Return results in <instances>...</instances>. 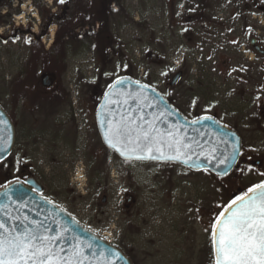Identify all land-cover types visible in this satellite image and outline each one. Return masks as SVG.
Masks as SVG:
<instances>
[{
  "label": "rangeland",
  "instance_id": "1",
  "mask_svg": "<svg viewBox=\"0 0 264 264\" xmlns=\"http://www.w3.org/2000/svg\"><path fill=\"white\" fill-rule=\"evenodd\" d=\"M123 1L124 8L109 17V47L104 25L89 27L83 36L75 29L60 30L66 50L57 74L44 70L43 57L32 69L35 56L26 38L11 45L0 40V106L16 130L13 151L0 163V185L16 175L13 181L37 178L45 186L43 196L119 247L133 264H214L211 224L231 199L264 181L261 172L242 166L220 178L181 164L127 162L103 144L96 112L113 83L131 77L157 89L190 120L213 116L234 128L245 152L261 158L264 55L251 40L264 50V3ZM1 4H11L0 12L17 13L15 25L30 24L34 34L42 24L40 8L56 9L55 0ZM57 29L51 25L42 37L46 50ZM11 30L1 26L0 34L7 37ZM20 71L33 85L27 97L16 99ZM179 71L182 78L170 86ZM45 73L50 84L43 90L39 81ZM33 92L47 100V107L33 102ZM98 166L104 173L100 184ZM80 167L86 178L82 187L73 181Z\"/></svg>",
  "mask_w": 264,
  "mask_h": 264
},
{
  "label": "snow or ice",
  "instance_id": "2",
  "mask_svg": "<svg viewBox=\"0 0 264 264\" xmlns=\"http://www.w3.org/2000/svg\"><path fill=\"white\" fill-rule=\"evenodd\" d=\"M67 2L68 0H57L60 5H66ZM260 2L264 3V0ZM252 31L253 29L249 27L248 32ZM16 40H19V36L15 37L13 42ZM26 43H32L31 38ZM233 43L238 42L233 41ZM135 83L139 85V91L135 94L121 89L120 86L125 84L123 78L117 79L106 94V103L102 108L107 110L108 104H112L117 109L115 112L109 110L111 119L106 124L102 121L105 128L104 139L108 147L127 162L177 161L198 167L197 162L191 159L192 145L185 142V136L179 131H161L157 127L155 118H145L143 109L151 105L144 103L146 97L143 96V92L149 86L141 85L139 81ZM113 97L117 98L113 99ZM129 99L136 101L137 107L129 108L125 112L121 109V105H127ZM162 102V98L157 99V104ZM133 112L136 114L133 115ZM3 115L0 112V116ZM212 119L211 116H203L191 123L196 125ZM0 124L7 126L8 122L0 121ZM10 139L9 137L8 141H5L0 135V142H10ZM4 151L7 149L0 144V152ZM237 152L238 146L234 144L232 160H235ZM228 160L227 156L218 160V164L226 165L225 171L219 175H227V168L231 167ZM32 223L37 222L32 221ZM0 230H2L0 231V264H84L87 259L85 249L80 245L73 246L67 256L60 254L63 249L56 251L53 241L60 239L59 233L55 237L37 235L27 226L23 232H17L14 228L7 227L3 221H0ZM211 243L214 264H264V181L252 185L242 195H237L223 206L211 224ZM87 247L92 248V244L89 243ZM120 259H122L120 254L115 252L108 264H116Z\"/></svg>",
  "mask_w": 264,
  "mask_h": 264
},
{
  "label": "water",
  "instance_id": "3",
  "mask_svg": "<svg viewBox=\"0 0 264 264\" xmlns=\"http://www.w3.org/2000/svg\"><path fill=\"white\" fill-rule=\"evenodd\" d=\"M251 44L256 52L264 55L263 48L257 43L255 38L251 40ZM182 76V71L177 72L172 78L170 86L177 84ZM48 78V76H45L44 84H50L47 81ZM122 78L125 80V84L120 87L124 92L135 94L139 91V85L135 83L136 80L131 77ZM140 84L146 85L141 82ZM110 88L98 106L96 123L103 144L109 150L115 152L105 142V128L102 125V121L106 124L111 119L109 110L112 112L117 110L115 105L112 104H108L107 110L102 108V105L106 103L105 97L109 93ZM143 96L146 97L144 103L151 105L143 109L145 118H155L157 127L161 131H179L181 135L185 136V142L192 145L191 159L197 162L198 167H192L190 164H182L177 161L146 160L144 162L181 164L196 172L206 169L220 178L228 176L234 170L242 152V137L236 130L223 124L213 116H211L213 117L212 120L202 121L200 124L193 125L191 123L193 120L188 119L161 92L151 86L144 90ZM116 98L113 97V99ZM158 98H162L163 102L157 104ZM136 107L137 102L132 99L128 100L127 105H121V109L125 112L129 108L135 109ZM0 112L4 114L0 116V121L8 122L7 126L0 124V135L5 138V141H8L9 137L11 138L10 142H0L7 149V151L0 152V163H2L13 151L16 141V130L11 117L1 106ZM132 114L135 115L136 113L133 112ZM234 144L238 146V152L235 155V160H232ZM115 153L124 160L117 152ZM213 156L216 158L214 159ZM225 156L229 157L228 163L231 164V167L227 168V175L221 176L219 173L225 171L226 165L218 164V160ZM44 189L45 186L35 177H29L23 181H13L2 187L0 189V221H3L7 227L14 228L17 232H23L25 226H27L37 235L55 237L59 233L60 239L53 241L56 246L55 250L63 249L60 254L67 256L73 246L80 245L85 249V255L87 256L84 264H108L115 252H118L122 257V259L116 261V264H133L132 260L119 247L106 242L103 238L86 228L70 212L43 196ZM6 192L8 194L4 195ZM103 201L105 202L106 198ZM32 221L37 223L33 224ZM89 243L92 244V248L87 247Z\"/></svg>",
  "mask_w": 264,
  "mask_h": 264
},
{
  "label": "trees",
  "instance_id": "4",
  "mask_svg": "<svg viewBox=\"0 0 264 264\" xmlns=\"http://www.w3.org/2000/svg\"><path fill=\"white\" fill-rule=\"evenodd\" d=\"M1 8L4 7H11V4H1ZM55 10L53 11L51 8H40V14L42 16V24L40 25V32L38 34H34L31 31L30 24L26 26H16L13 22V15H18L17 13H9L6 11L5 13L0 12V27L1 26H10L12 30L10 34L6 37L3 34H0L1 41H7L6 44H14L17 43L20 39L27 41L31 38L32 43H30V48L33 51V57L35 59L31 63L33 68L35 69L37 66L40 65L39 58L43 57L47 60V63H44L43 66H47L48 68L44 69L45 71H50L52 73L57 74L58 72L62 71L63 65L62 62L65 59V46L59 39V34L61 29H68L69 33H71L72 29L78 31L83 36L88 28H96L99 25H104L106 29L105 39L106 45L109 47V43L111 44L112 38L110 36V28H109V17L113 15L115 12L124 8V1L123 0H68L66 5H60L55 0ZM9 9V8H8ZM51 25H57V34L54 39V42L50 49H45L44 44L42 43V37L48 34V29ZM84 33V34H83ZM20 36L19 40L13 42L14 38ZM100 41V39H99ZM46 76V73L43 74ZM44 76V77H45ZM38 80V78L36 79ZM35 80V81H36ZM16 88H14V95L16 99L27 97V90L28 87L33 85L31 79L27 82L24 81V73L23 71L19 72L18 75L15 76ZM40 88L46 90V86L44 83V79L39 81ZM40 93L33 92V97L37 102L38 106L42 109L46 106V102L40 100ZM19 176L16 175L13 179H10L0 185V189L5 185L9 184L14 179H17ZM104 177L103 168L102 166H98L97 170V180L100 184Z\"/></svg>",
  "mask_w": 264,
  "mask_h": 264
},
{
  "label": "flooded vegetation",
  "instance_id": "5",
  "mask_svg": "<svg viewBox=\"0 0 264 264\" xmlns=\"http://www.w3.org/2000/svg\"><path fill=\"white\" fill-rule=\"evenodd\" d=\"M242 166L257 169L261 173H264V156H262L261 158L253 159V157L248 155V153L245 152L244 147H243V139H242V152H241L240 159H239L236 167L234 168V170L230 174H232L235 170H237L239 167H242ZM262 176H264V175H262ZM245 191H247V189L244 190V192ZM244 192L242 191V194Z\"/></svg>",
  "mask_w": 264,
  "mask_h": 264
},
{
  "label": "clouds",
  "instance_id": "6",
  "mask_svg": "<svg viewBox=\"0 0 264 264\" xmlns=\"http://www.w3.org/2000/svg\"><path fill=\"white\" fill-rule=\"evenodd\" d=\"M25 6H27V5H25ZM85 175H84V169H83V167H80L78 170H77V173H76V175L73 177V181L75 182V181H80V183H81V187L83 186V183H84V181H85Z\"/></svg>",
  "mask_w": 264,
  "mask_h": 264
}]
</instances>
